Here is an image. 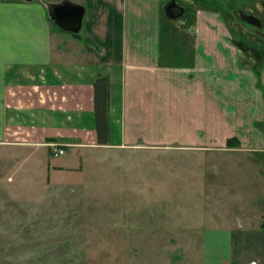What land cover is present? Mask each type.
<instances>
[{
    "label": "rangeland",
    "instance_id": "374dc122",
    "mask_svg": "<svg viewBox=\"0 0 264 264\" xmlns=\"http://www.w3.org/2000/svg\"><path fill=\"white\" fill-rule=\"evenodd\" d=\"M170 3L166 6L176 4L191 14L194 8L212 7L233 44L236 31L250 46L264 47V0ZM186 17L168 19L180 36L169 39L160 25V36L176 59L181 47L187 48L189 31L179 25ZM248 49L241 56L252 57ZM155 131L167 142L162 130ZM205 140L194 149L167 143L92 146L77 153L65 149L61 157L49 146H0V264H245L263 259L258 231L264 222V145L229 149Z\"/></svg>",
    "mask_w": 264,
    "mask_h": 264
},
{
    "label": "crops",
    "instance_id": "0c3cea01",
    "mask_svg": "<svg viewBox=\"0 0 264 264\" xmlns=\"http://www.w3.org/2000/svg\"><path fill=\"white\" fill-rule=\"evenodd\" d=\"M66 3L83 8L79 31L51 21L52 7ZM164 4L0 0V146L57 144L75 153L166 143L194 149L204 139L228 147L233 137L240 146L229 149L264 145V66H246L220 13L202 7L194 8L187 48L174 58L160 41ZM98 74L110 79L109 145L97 143ZM258 232L264 240V228ZM253 260L264 264V258L245 264Z\"/></svg>",
    "mask_w": 264,
    "mask_h": 264
},
{
    "label": "trees",
    "instance_id": "16d2710c",
    "mask_svg": "<svg viewBox=\"0 0 264 264\" xmlns=\"http://www.w3.org/2000/svg\"><path fill=\"white\" fill-rule=\"evenodd\" d=\"M166 5L167 3L164 4V11H163L166 18L164 17L163 19V14H161V29H162L161 31L164 30V34H168L169 39H170V35L176 37L177 35L180 36V33L174 32L173 31L175 30L174 24H171L168 21V19H176L178 16L171 14L169 10V6H166ZM190 7L193 8L192 5L189 6V9ZM210 9H212V7H210ZM165 12H167L168 14ZM222 15H223V18L225 19L224 13ZM185 16H188V17H186L183 23L179 25L181 26L182 24H184L186 26V30H189L188 28L191 22L193 21V19L195 18V15L191 14L188 11V8L187 9L185 8V12L182 14V17H185ZM51 21L53 22V24L56 25L55 21H53V18H51ZM232 35H233L232 40L234 41V43L236 44V46L238 47L240 51L241 60L244 61L245 64L248 62L255 69L262 68L264 66V47L250 46V44L246 41V38L244 37L242 33H237L236 31H233ZM163 40L164 39L162 38L160 39L161 42ZM184 40L185 42L191 40V37L186 32L184 35ZM248 48H251V50L254 51V53L251 55L253 58L250 56L247 58V56L245 55L246 53L245 54L243 53L241 56V50L245 51L244 49L247 50ZM175 54L177 53H172V55H175ZM110 108H111V103H110L109 76L106 74H98L94 82V110H95V129H96V135H97V143L99 145H109L110 144V140H111ZM227 146L228 147H239L240 143L238 142V139L233 137L231 139H228ZM262 227L264 228V222L262 224Z\"/></svg>",
    "mask_w": 264,
    "mask_h": 264
},
{
    "label": "water",
    "instance_id": "95a60500",
    "mask_svg": "<svg viewBox=\"0 0 264 264\" xmlns=\"http://www.w3.org/2000/svg\"><path fill=\"white\" fill-rule=\"evenodd\" d=\"M170 9V13L175 16H181L183 11ZM83 16V8L80 6L66 3L63 5L53 6L51 9V17L62 28L72 31H79L81 28ZM72 26V27H71Z\"/></svg>",
    "mask_w": 264,
    "mask_h": 264
},
{
    "label": "built area",
    "instance_id": "2783aa9c",
    "mask_svg": "<svg viewBox=\"0 0 264 264\" xmlns=\"http://www.w3.org/2000/svg\"><path fill=\"white\" fill-rule=\"evenodd\" d=\"M52 148V153L55 157H61L65 154L66 150L63 146L57 145V144H52L51 145ZM249 264H260L258 261H251Z\"/></svg>",
    "mask_w": 264,
    "mask_h": 264
},
{
    "label": "flooded vegetation",
    "instance_id": "af4514ba",
    "mask_svg": "<svg viewBox=\"0 0 264 264\" xmlns=\"http://www.w3.org/2000/svg\"><path fill=\"white\" fill-rule=\"evenodd\" d=\"M171 4V3H170ZM183 10H182V9ZM179 7V6H177L176 4H173V5H170V8H169V10L171 9L173 12H175L174 10L176 9V10H181V11H184L185 12V8H183V7Z\"/></svg>",
    "mask_w": 264,
    "mask_h": 264
}]
</instances>
